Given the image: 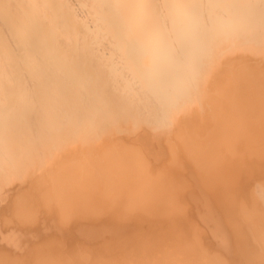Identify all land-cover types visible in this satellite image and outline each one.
Segmentation results:
<instances>
[{"label":"bare ground","instance_id":"obj_1","mask_svg":"<svg viewBox=\"0 0 264 264\" xmlns=\"http://www.w3.org/2000/svg\"><path fill=\"white\" fill-rule=\"evenodd\" d=\"M14 192L15 264H264V0H0V209Z\"/></svg>","mask_w":264,"mask_h":264},{"label":"crops","instance_id":"obj_2","mask_svg":"<svg viewBox=\"0 0 264 264\" xmlns=\"http://www.w3.org/2000/svg\"><path fill=\"white\" fill-rule=\"evenodd\" d=\"M186 164H187L188 166H187ZM174 166H175V167H174ZM185 166H186L185 169L187 170V171H186V170H185V171L188 172L187 174H185V176L188 178V177H190V176H189V175H190L189 172L191 171L192 173H194L196 169H195L191 164H189V163H185ZM169 167H171V166H169ZM169 167H168V170H170V171L173 170V168H175V169L178 168L180 171L182 170V172H184V169H183L184 166L181 168V167H177L176 165H173L170 169H169ZM187 167H189V168H187ZM175 169H174V170H175ZM194 169H195V170H194ZM179 170H178V171H179ZM170 171H168V172H170ZM175 173H176V172H175ZM175 173H174L173 175H175ZM177 173H178V172H177ZM184 173H185V172H184ZM169 175H172V174H169ZM179 175H180V174H179ZM183 175H184V174H183ZM176 177H177V176H176ZM176 177H175V178H176ZM180 177H181V176H180ZM180 177H178V178H180ZM193 178H194V177H193ZM117 179H118V178H117ZM194 179L198 181V182L195 183V184H194V181H193V180L191 181V178H189V180L191 181V183H192L193 185H196V187H197V186H200V189H198V188H199V187H198V188H196V190H195L192 186H188V187H192V188H190L191 190L189 189V190L186 191V189H185L186 192L183 191V194H182L183 196H181V198H182V197L184 198V196H185V198L188 200V198H189L188 196L191 195V194H189L190 191H191V192H194V191H195L197 194H198L199 192H201L200 194H202V195L205 193V195H203V196H205L206 199H209L210 196H209V197L207 196V193H208L207 185L204 184V186H205L207 192H203L205 189L202 188V186H201L202 183H200V181H199V180H200L199 176H198V177L196 176ZM191 183H190V185H191ZM204 186H203V187H204ZM208 186H209V185H208ZM188 187H187V188H188ZM15 188H16V187H15ZM197 190H198V191H197ZM13 191H14V189L12 190V192H13ZM188 191H189V192H188ZM184 192H185V194H184ZM195 192H194V194L196 195ZM11 194H12V193H11ZM14 194L17 195L16 192H14L11 196H9V198H11V200H12V197H15V198H16V196H15ZM188 194H189V195H188ZM208 195H209V194H208ZM191 196H192V195H191ZM196 196H197V195H196ZM211 196H212V195H211ZM178 197H179V195H178ZM9 198H8L7 203H12L13 205L11 204V206H15V209H16V208H17L16 205H17V203H18V201H17L18 195H17V198H16V201H17V202L14 201V202H16V204L13 203ZM181 198H180V200L183 201V204H184V202H185L186 204H188V203L186 202L187 200H184L185 198H184V199H183V198L181 199ZM211 198H212V197H211ZM13 200H14V199H13ZM191 200H192V202H191ZM191 200H188V201L191 202L192 207H193V208L196 207V206L198 207V205H197L195 202H194L195 205L193 206V201H194V200H193V199H191ZM210 200H212V202H213V199H210ZM7 203H6V204H7ZM210 203H211V202H210ZM6 204H5V205H6ZM14 204H15V205H14ZM118 204H119V203H118ZM118 204L116 205V204H114V203H113V204L111 203V206H110L111 208H110V210H112V208H113L112 206L114 205V208H113V209H114V210H117V211H119V212H121V211L119 210V208L116 207V206H118ZM189 204H190V203H189ZM189 204H188V205H189ZM5 205H2V209H5V210L2 211V209H0V214H1V215H0V217H1L0 222H3V221L5 222V220H8V221H6L5 223L2 224L3 227H2V226H0V227L3 228V229H4V226H5V227H8L7 229H6V228L4 229V231L7 233V232H9V231L12 230V229L17 228L15 225L13 226V225H11V223H9L11 219L16 220V216H15V215H16V211H17V209L14 210V211L12 212V210H13L14 208H12L11 206H7V207H6ZM7 205H9V204H7ZM119 205H121V204H119ZM185 206H186V205H185ZM189 206H191V205H189ZM8 207H9V209H8ZM115 207H116V209H115ZM120 207H121V206H120ZM186 207L188 208V206H186ZM197 207L195 208L196 210L194 209L195 211H193V214H194V212H195V213L198 212L197 210H199V209H198ZM189 208H190V207H189ZM189 208H188V209H189ZM45 209L47 210V207H45V208L43 209V211H44ZM54 209H55V208H54ZM56 209H57L58 214L62 213V212L59 210V207H58V206H57ZM56 209L54 210V212L56 211ZM120 209H123V208H120ZM124 209H125V207H124ZM124 209H123V211L126 210V209H125V210H124ZM9 210H10V212H12V213H10ZM46 210H45L44 212H47ZM192 210H193V209H192ZM5 211H7V212H5ZM112 211H113V210H112ZM123 211H122V212H123ZM187 211H188V214H189V213H190V214L192 213V212H190L189 210H187ZM1 212H4L5 214H4V213H3V214H4L5 216H4ZM59 212H60V213H59ZM114 212L117 214L116 211H114ZM55 213H56V212H55ZM108 213H109L108 215H110V216L113 215V214H112L113 212L111 213L112 215L110 214V211H109ZM125 213H126V211H125ZM125 213H124V214H125ZM161 213H162V214H161ZM163 213H164V212H163L162 210H161V211L159 210V212H158V210H155V209H154L153 211H151V213H148V212H147V213L145 214L144 217H147V218L149 217V219H153L154 221H155V219H156V221H158V223L162 224V223L159 222V221H161L160 219L163 220ZM175 213L178 214V211H175ZM8 214H9L10 216H9ZM12 214H13V215H12ZM58 214H55V218L53 219L52 224H51L50 226H46V227H50V231H49V233H47L46 235L54 234V235L56 236V235L59 234V237H62V239H65L66 242H67V241H69V239H67V237H71V238H72L73 236H69L68 234H66V232H63V230L61 229L62 227H59V226H60V223H59V225H58V222H61V221L58 220V219H56ZM118 214H119V213H118ZM120 214H122V213H120ZM151 214H152V215H151ZM159 214H160L161 217L159 216ZM177 214H176V215H177ZM190 214H189V217L191 216ZM193 214H192V217H194ZM7 215H8V216H7ZM143 215H144V214H143ZM149 215H150V216H149ZM11 216H12V218H11ZM156 216H157V217H156ZM196 216H197V214H196ZM9 217H10L11 219H8ZM13 217H14V218H13ZM58 217H59V216H58ZM105 217L107 218V217H109V216L106 215ZM120 217H121V215H120ZM155 217H156V218H155ZM131 218H132V217H131ZM157 218H158V220H157ZM195 218H196V217H195ZM3 219H5V220H3ZM46 219H47V216H46ZM149 219H146V218H145V221L149 222V221H148ZM187 219H189V218H187ZM2 220H3V221H2ZM112 220H113V219H112ZM112 220H111V221H112ZM121 220H122V219H121ZM140 221H141V220H140ZM140 221L137 220V221H135V222L138 223V222H140ZM142 221H143V220H142ZM142 221H141L140 223H142ZM145 221H144V222H145ZM154 221H152V223H153ZM7 222H8V223H7ZM45 222H46V221H45ZM119 222H121V221H119ZM132 222H134V221H132ZM147 222H145V223L147 224ZM62 223H63V222H62ZM62 223H61V224H62ZM111 223H112V224L114 223V225H116V224L118 223V220H117V223H116V221L114 220V222H113V221H112V222H109L108 225H111ZM115 223H116V224H115ZM123 223H125V222H122L121 225H120V227L122 226ZM145 223H143L144 225L141 224V225L143 226V227H141V228H143V229L145 228L144 230H146V227H145L146 224H145ZM150 223H151V222H150ZM164 223H165V222H164ZM9 224H10V225H9ZM12 224H13V223H12ZM46 224H47V222H46ZM130 224L132 225V223H129V224H128V226L130 227V228L127 227V228H129L128 230H127V228H125L126 230H119V231H118L116 228H114V225H113L112 229H111L110 226H108L107 228H108V229L110 228V230H111V231L113 230V232H111L110 230H107L108 233L104 235L105 239H104V237L102 236V237H100L99 239H97V241H99V242H102V241H104V240L106 241V239H108L106 236H108V237H109V236L112 237L111 235H113L114 237H112L111 239H108V242H118L119 239L133 240L132 238H133L134 236L131 237V236H132L131 234H132V233L134 232V230L136 229L135 226L138 225L137 227L139 228L140 225L134 223V225L131 227ZM7 225H8V226H7ZM72 225H74V224H72ZM117 225H119V224H117ZM125 225H127V224H125ZM163 225H165V224H163ZM52 226H53L54 229L56 228V229H55L56 231L52 228ZM57 226H58V227H57ZM61 226H63L64 229H67V228L71 227L70 225L67 226V228H65V227H66L65 225H61ZM64 226H65V227H64ZM111 226H112V225H111ZM161 226H162V225H161ZM118 227H119V226H118ZM124 227H125V226H122L121 229H123ZM164 227H165V226H164ZM113 228H114V229H113ZM148 228H149V227H148ZM160 228H161V227H160ZM162 228H163V226H162ZM3 229H2V230H3ZM59 229L62 230V234H61V233H57V232H59ZM115 229H116L118 232L114 235V230H115ZM116 230H115V231H116ZM124 231H125V232H124ZM131 231H133V232H131ZM109 232H110L111 234H110ZM121 232H123V233H121ZM27 233H28V231L25 232V234H27ZM50 233H51V234H50ZM63 233H65V234H64V237H63ZM120 233H121V234H120ZM60 234H61V235H60ZM119 234H120V235H119ZM129 234H130L131 236H128ZM65 235H66V236H65ZM118 235H119V236H118ZM51 236H53V235H51ZM115 236H116V237H115ZM117 236H118V237H117ZM127 236H128V239H127ZM42 237H47V236H42ZM122 237H123V238H122ZM125 237H126V238H125ZM135 237H136V236H135ZM141 237H143V236H141ZM102 238H103V239H102ZM115 238H116V239H115ZM73 239H74V240H72V242L70 241V243L75 242L76 238H73ZM26 240H28V238H27ZM26 240H25V241H26ZM29 241H30V240H29ZM29 241H28V242H29ZM120 241H121V240H120ZM28 242H27V241H26V242H23V249H22L23 252H24V251L27 252L28 249L30 248V246L32 245V241L29 242V243H31V245L28 244ZM2 243L5 244V242H1V241H0V245H3ZM28 245H30V246H28ZM5 246H6V244H5ZM6 247H8V248H10V249L12 248V249H11V250H13L12 255L14 254V256L10 255V256H12V257H10V256L8 255V253L11 252L10 250H9L10 252H8V253H5V252H3V251L1 250L0 253L3 252L5 255H2V254H3V253H2V254L0 255V260H2V259L7 260V259L9 258V259H8V260H9L8 264H11V263H12L11 261H13L14 264H15V262L17 263V261H16L17 259H16V258H18V257L15 258V256H17V255H16V252H18L19 249H16V248H14V247H12V246H8V245H7ZM6 247H5V248H6ZM1 249L5 250L4 248H1ZM14 249H15V250H14ZM24 249H25V250H24ZM7 251H8V250H7ZM19 252H20V251H19ZM10 254H11V253H10ZM7 257H8V258H7ZM12 258H13V259H12ZM14 258H15L16 260H15ZM10 262H11V263H10Z\"/></svg>","mask_w":264,"mask_h":264},{"label":"rangeland","instance_id":"obj_3","mask_svg":"<svg viewBox=\"0 0 264 264\" xmlns=\"http://www.w3.org/2000/svg\"><path fill=\"white\" fill-rule=\"evenodd\" d=\"M129 125L131 126V124H129ZM129 125H128V124H125V127H126V126H129ZM120 126H122V127L124 128V126H123L122 124H121ZM184 127L186 128L187 126H184ZM119 129H122V128L119 127ZM8 177H10V176H8ZM11 177H13V176H11ZM2 180H3V179H2ZM20 181L22 182L23 180H19V182H20ZM9 182H10V181H9ZM9 182H8V183H9ZM16 182H17V180H16ZM19 182H17V183L14 182V183H13L14 186H18V185H19ZM13 184H10V183H9V187H14V186H12ZM113 245H114V244H113ZM116 245L119 246L118 244H116ZM116 245H114V246L117 247ZM140 246H141V245H134L131 249L135 251L136 247L138 248V247H140ZM111 252H112V251H111ZM116 254H118V253H116ZM132 255H133V253H132ZM22 264H23V263H22Z\"/></svg>","mask_w":264,"mask_h":264}]
</instances>
